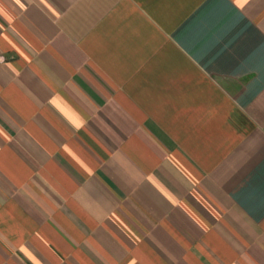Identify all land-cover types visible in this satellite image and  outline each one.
I'll return each mask as SVG.
<instances>
[{"label":"crops","instance_id":"crops-1","mask_svg":"<svg viewBox=\"0 0 264 264\" xmlns=\"http://www.w3.org/2000/svg\"><path fill=\"white\" fill-rule=\"evenodd\" d=\"M0 264H264V0H0Z\"/></svg>","mask_w":264,"mask_h":264}]
</instances>
